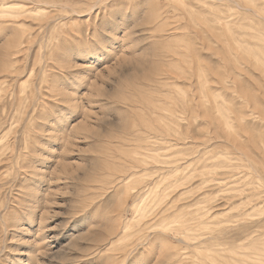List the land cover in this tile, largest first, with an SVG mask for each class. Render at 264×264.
<instances>
[{"label": "rangeland", "instance_id": "1", "mask_svg": "<svg viewBox=\"0 0 264 264\" xmlns=\"http://www.w3.org/2000/svg\"><path fill=\"white\" fill-rule=\"evenodd\" d=\"M0 264H264V0H0Z\"/></svg>", "mask_w": 264, "mask_h": 264}, {"label": "bare ground", "instance_id": "2", "mask_svg": "<svg viewBox=\"0 0 264 264\" xmlns=\"http://www.w3.org/2000/svg\"><path fill=\"white\" fill-rule=\"evenodd\" d=\"M2 13V12H1ZM161 141H162V139H161ZM164 144V143H163ZM166 144V143H165Z\"/></svg>", "mask_w": 264, "mask_h": 264}]
</instances>
